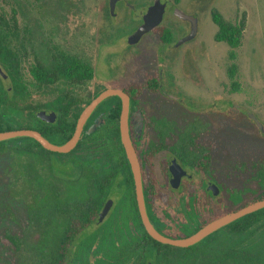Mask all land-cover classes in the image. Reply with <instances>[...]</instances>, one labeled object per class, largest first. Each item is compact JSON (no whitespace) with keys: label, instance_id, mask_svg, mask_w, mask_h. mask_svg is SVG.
Masks as SVG:
<instances>
[{"label":"trees","instance_id":"16d2710c","mask_svg":"<svg viewBox=\"0 0 264 264\" xmlns=\"http://www.w3.org/2000/svg\"><path fill=\"white\" fill-rule=\"evenodd\" d=\"M211 15L218 27L215 39L237 47L244 23L228 21L217 10ZM22 30L16 10L9 16L0 14V66L12 82V89L8 90L0 80V131L14 128L10 123L16 116L10 110L14 107L25 117L30 114L32 126L25 128L39 130L54 143H64L73 135L83 108L100 92L84 101L79 96L81 93L71 91L94 77L95 68L82 56L63 49L54 55L52 63L45 65ZM157 30L164 43L173 40L168 27L162 25ZM30 51L34 54V62L30 65L33 83L24 76V62ZM235 57L232 51L231 58ZM236 73L237 64L233 62L229 75L234 79ZM51 77L62 78L63 91L43 102L32 101V91L45 92L44 86L53 82ZM233 84L239 87L236 80ZM131 96L135 98L136 94ZM113 102L117 108L111 118L118 120L120 97L114 95ZM43 109L56 112L54 122L38 116L37 112ZM84 136L89 137L88 134ZM111 144L124 157L117 170L128 171L132 178L119 132ZM0 155L12 157L8 172L21 179L23 185L15 192L20 200L14 201V205L11 198L0 200V264H264V207L188 247L156 240L140 219H132V222L130 219L116 222L108 219L84 235L82 233L95 223L97 213L113 189L117 170L107 182L106 169H99L93 160L88 161V152L78 156L74 152L51 151L29 136L0 140ZM57 160L69 166L63 170V176L59 173L62 169L54 166ZM254 167V176L248 178L247 185L235 189L236 199L232 198L224 211L213 209L211 212L208 208L210 212L202 222L170 236L189 235L225 211L264 198V161L255 163ZM0 180L3 181L1 175ZM139 231L144 234L139 236ZM79 237L82 238L78 240Z\"/></svg>","mask_w":264,"mask_h":264},{"label":"flooded vegetation","instance_id":"af4514ba","mask_svg":"<svg viewBox=\"0 0 264 264\" xmlns=\"http://www.w3.org/2000/svg\"><path fill=\"white\" fill-rule=\"evenodd\" d=\"M154 1L150 0L146 3L144 0H115L114 12H111L110 0H107L108 13L106 16L110 21H114L108 31L110 36L118 27L136 22V26L125 36L128 40L127 51L132 52L137 48L138 63L143 52L144 38L149 34L158 33L157 37L160 41L158 70L148 71L144 77H139V72L124 71L121 86L114 88H121L130 96L129 134L141 167L142 186L149 219L160 232L170 236L175 235L182 228L186 229L206 219L210 203H217L216 197L220 198L217 205L226 208L235 198V189L228 187L226 197L223 195L224 175L219 157L223 152V131L225 130L224 99L221 94H217L215 98L204 101V103H193L189 97L192 96V90H196L197 87L190 88L184 84V81L193 85L199 82V90H207L201 86L207 82L201 69L199 68V71H194L196 72L194 73L193 61L186 55L180 56L182 51H189L193 45L199 43L200 47H203L206 43L203 30V15L206 11L204 0H195L188 7L181 5V0H171L191 18L180 17L168 7L158 26L138 38H133V34L143 23L144 15ZM133 11L136 12L135 16H132ZM193 24L196 26L194 36L179 43V40L191 32ZM162 25L168 27L172 33L173 40L170 43H164L160 39V32L157 28ZM59 50H62L60 44L47 42L43 46V56H41L43 63L45 65L52 63L54 55ZM83 58L95 68V76L87 83L91 81L96 83L95 60L93 63L86 57ZM188 58L191 60V65H189L191 75L186 78L181 71L174 69L179 59L185 61ZM4 78L9 79L7 85L3 82ZM32 79L34 81L33 75ZM0 80L8 90L12 89V82L3 69L2 72L0 71ZM51 80H53L52 83L44 86L45 93L52 96L59 95L64 89L62 78L51 77ZM83 85H77L71 91L77 92L79 88L85 90L86 87H81ZM66 88L68 89L69 86ZM132 93L136 94L135 98H132ZM146 95L153 97L152 106L148 105L152 107L150 115L145 112L142 105L143 96ZM102 102L89 116L81 138L70 152L78 156L88 152L90 154L88 161L93 160V164H96L99 169H106L105 181L108 182L110 176L116 173L124 157L111 144L117 132H119L122 143L120 114L118 120L111 118L117 106L113 100L109 103ZM234 105L257 126L255 119L249 116L251 111H248L246 107ZM258 119L260 120L259 117ZM89 127H92L90 132H88ZM259 131L264 134L260 129ZM86 134L89 137H85ZM172 164L179 165L185 171L179 180H171ZM117 171L113 189L118 188L119 196L114 200L112 198L113 189L110 191L97 215L109 199L112 200V204L102 218L103 220L93 223L95 227L108 219H113V222L120 221V219H130V221L140 219L143 224L132 170V178L128 171L122 168ZM197 176H200L198 180H196ZM213 184L218 187L217 193L213 191V186H211ZM143 234L144 232L139 231V236Z\"/></svg>","mask_w":264,"mask_h":264},{"label":"rangeland","instance_id":"374dc122","mask_svg":"<svg viewBox=\"0 0 264 264\" xmlns=\"http://www.w3.org/2000/svg\"><path fill=\"white\" fill-rule=\"evenodd\" d=\"M144 1L147 3L150 0ZM194 2L195 0H181V5L188 7ZM203 4L206 8L203 15L206 43L203 47H200L199 43L195 44L189 51H182L180 56L189 57L195 66L193 72H198L200 68L207 81L205 85H201L207 89L206 91L199 90V82L193 85L184 81L186 87H197L196 90H192V96L189 97L193 103H204L215 98L217 94H221L224 99L225 130L223 152L219 162L224 175L223 195L226 197L228 187L238 189L247 185L248 178L254 176L256 172L254 164L264 161V134L234 105L246 107L264 123V0H204ZM14 10L17 12L22 32L31 39L40 56H43V46L52 41L72 54L86 57L93 63L95 60L97 82H88L81 86L86 87L85 90L81 88L77 90L81 93L79 95L81 100L85 101L106 88L120 87L124 71L139 72V77H144L146 72L158 70L160 46L158 33L149 34L144 38L143 52L138 63L137 48L132 52L127 51L128 40L125 36L136 26V22L124 24L111 36L108 35L114 21H110L106 16L107 0H0V14L9 16ZM213 10L219 11L228 21L244 23L241 42L237 47L232 48L228 43L215 39L218 27L212 19ZM135 15L136 12L133 11L132 16ZM232 51L236 55L234 59L231 58ZM189 58L185 61L179 59L174 69L181 71L186 78L191 75ZM33 62L34 54L30 51L24 62V76L28 82L33 81L30 72V65ZM233 62L237 64L234 79L229 75V67ZM234 80L237 81L238 88L234 87ZM3 82L7 85L9 79L4 78ZM30 88L34 89L31 84ZM49 97L53 96L44 91L33 90L30 99L34 102H43ZM152 98L146 95L142 100L143 108L149 115L152 114ZM112 100L113 95L105 98L104 102L109 103ZM227 103L230 105H226ZM10 110L16 115L10 122L13 129L32 126L30 114L25 117L22 111H16L14 107ZM233 115H237V118ZM7 140L9 139L5 141ZM53 156L57 158V155ZM11 161V156L0 155V175L3 179L0 180V200L11 198L14 205V201L20 200V196L15 192L23 185L21 179L8 172ZM54 166L62 169L59 170L61 176L64 174L63 170L69 168L58 160ZM199 177L197 176L196 180ZM118 196V188L114 187L112 198L116 200ZM215 199L217 203H210V211L213 212V209L224 211L225 207L217 205L220 198ZM94 228L95 225H92L82 234L86 235Z\"/></svg>","mask_w":264,"mask_h":264},{"label":"water","instance_id":"95a60500","mask_svg":"<svg viewBox=\"0 0 264 264\" xmlns=\"http://www.w3.org/2000/svg\"><path fill=\"white\" fill-rule=\"evenodd\" d=\"M114 1L115 0H110L111 12H114V8H115ZM168 7H170L180 17L191 18L190 15L183 12L171 0H155L154 3L148 8L147 12L145 13L144 21L138 27L136 32L133 34V38L134 37L138 38L144 33L158 26L161 23L163 14ZM195 31H196V26L193 24L191 32L187 34L186 36H184L178 42L180 43L182 41L192 38L195 34ZM0 71L2 72L1 67H0ZM111 95H117L121 98V103H122L121 113H120L121 140H122V144L124 146L126 156L130 163L131 170L134 176L137 203H138L140 214L142 216V221H143V224L147 232L153 238L163 243H168V244L181 246V247H188L190 245H193L199 242L200 240H202L203 238H205L212 232L231 223L232 221L248 213H251L255 210H258L264 207V198L255 200L247 205L240 207L239 209L224 213L208 221L206 224L198 228L193 233L187 236H183V237H171V236H168L160 232L151 222V220L149 219L148 213H147L144 191H143V186H142L141 167H140V163L137 157L135 147L133 145V142L129 134L130 96L128 93H126L121 88H114V87L106 88L102 90L97 96H95L81 111L77 119V123H76V127H75L73 135L64 143H61V144L54 143L50 139H48L46 136H44L39 130L33 129V128L2 130L0 131V140H6V139L20 137V136H29V137L36 139L38 142L41 143L43 147H45L48 150L56 151L60 153H68L76 146L79 139L81 138L84 125L86 121L88 120L89 116L92 114L95 108L105 98ZM37 114L38 116H40L43 120L47 122H54L57 116L56 112L53 109H43V110L38 111ZM249 116L255 119L259 129L264 132V125L258 119V117L254 113H249ZM91 129L92 127H89L88 132H90ZM184 173L185 171L179 165H174V164L171 165V180L172 181H176V179L179 180L180 177ZM211 186H213L214 193H217L218 187L215 184ZM111 204H112V200L109 199L105 203V206L103 207L102 211L97 215L98 219L95 220L96 223L103 220L102 218L107 214ZM147 264H152V262H148Z\"/></svg>","mask_w":264,"mask_h":264}]
</instances>
